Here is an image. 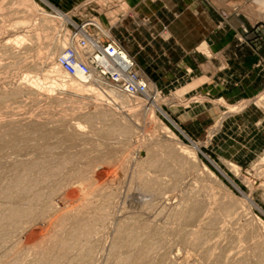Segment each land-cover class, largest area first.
Returning a JSON list of instances; mask_svg holds the SVG:
<instances>
[{
  "label": "rangeland",
  "instance_id": "obj_1",
  "mask_svg": "<svg viewBox=\"0 0 264 264\" xmlns=\"http://www.w3.org/2000/svg\"><path fill=\"white\" fill-rule=\"evenodd\" d=\"M128 1L0 0V189L32 163L46 175L32 192L0 196V264H50L85 217L96 219L91 234L58 264L128 263L137 250L124 245L140 235L134 264H264V82L228 103L190 95L196 84L161 88L132 57L148 98L52 75L85 24L124 49ZM237 1L229 16L247 25L236 32L258 38L264 0ZM256 66L264 71V56ZM196 99L224 115L181 125V106ZM16 206L36 218L8 222Z\"/></svg>",
  "mask_w": 264,
  "mask_h": 264
},
{
  "label": "crops",
  "instance_id": "obj_2",
  "mask_svg": "<svg viewBox=\"0 0 264 264\" xmlns=\"http://www.w3.org/2000/svg\"><path fill=\"white\" fill-rule=\"evenodd\" d=\"M233 3L129 0L127 25L120 32L126 44L122 49L161 88L205 78L190 95L231 103L261 89L264 82V71L256 66L264 56V28L256 29L258 38L238 34L247 23L240 25L229 16ZM205 105L181 110L176 118L181 125L212 122L221 108ZM253 112L248 111L243 118H255L257 113Z\"/></svg>",
  "mask_w": 264,
  "mask_h": 264
},
{
  "label": "bare ground",
  "instance_id": "obj_3",
  "mask_svg": "<svg viewBox=\"0 0 264 264\" xmlns=\"http://www.w3.org/2000/svg\"><path fill=\"white\" fill-rule=\"evenodd\" d=\"M93 28H95L96 31H94ZM93 28L92 27L91 28H84V30L82 32H80V30L77 29L74 33H72V32L70 33V35L68 37L69 40H70V44H68L65 47V49L63 50V52L59 55V57L56 60V63L58 64V66L60 68L57 67V68L53 69V74L52 73L51 74L52 75H56L57 74L58 75L57 77L60 76V77H62L65 80L67 79V81H69L73 85H80V84L81 85H86L87 89L94 90L95 92H97V91H99V92L100 91H103L104 93H107V90L105 89V87L101 86V85H104V86H107V87L112 88L114 90H117L121 94L127 95L130 98H132V99H136V98H139V97H145V98L150 97V92H149V89H148V84H147L146 80H144V77L142 76V74H140V73H139L140 74V77L143 80L138 81L137 84H138V86H143L144 87L143 88V92H141L139 90V88L137 89L136 87H132V86H131L132 87V91H129V89H126V91H125L124 89H122L119 86V82L118 81L124 78V75L121 74L120 69H118V67H116L115 64H113L106 55L101 54V53L98 54L96 52V49H97V45L96 44L99 43V41L102 40L103 38H109L110 40L113 41V43L114 42H117V41L114 40V39H112L108 35L107 31H104V30H102L99 27H98L99 29L97 30V28L94 25H93ZM91 32H93L94 34H90ZM108 52L110 53V55H113L114 59L117 60V62L118 61L120 63L122 62V68L129 69V66H131V58H130V56H128L123 51V49H122L121 46H120V49L119 50L112 47V49L110 51H108ZM122 54H124V55H122ZM93 60H96L95 64H93ZM63 62H65V64H67V66L69 67L70 71H68L67 69L64 68ZM96 64L102 66L103 72H109L110 74H112L111 77L113 79L115 78L114 81H112L110 79V77H109V79H107L106 77H102V75L99 73V71H97L95 69ZM124 69H122V70L124 71ZM113 74H115V76ZM53 77H55V76H53ZM53 77H52V79H54ZM57 80H59V79L57 78ZM125 80L129 84H131V81L128 78H126ZM202 81L204 82V80H200V78H198V79H193L192 81H187L186 83H184L182 85L184 86L186 84L187 85L188 84H191V85L192 84H196V87H193V89L194 88L197 89L199 86H201L203 84ZM60 82H61V80H60ZM56 83H54V85H56ZM57 85H59V83ZM193 86H195V85H193ZM60 87H57V88H60ZM181 88L182 87H180V89ZM63 89H64V86H63ZM97 89H99V90H97ZM195 89H194V91H195ZM101 95H103V94H101ZM185 95H183V98H182L183 100L187 97ZM206 103L208 104L209 102L208 101H204L203 102V101H200V100H197L196 99V100L190 101L189 103H187V105L181 106V107H183V109H186V108H192L193 109V108H196L198 106H201L202 104L205 105ZM207 104L205 105L207 107H212V106L215 107L216 106V105H212V104L211 105H207ZM219 108L222 109L221 115H220V117H222L224 115V111L226 109L223 106H221V105H219ZM183 109H180V110H183ZM13 171L14 170H12V172ZM15 172H17V173L11 174V176L9 177L10 179L8 180L7 184L0 189V196L5 197V198H9V197H11L13 195L26 194L29 191H31L30 190V187H31V185L36 180L37 181H42L45 178V176H46L45 175V172H43V170H40V168H39V162L38 163H32L30 165H27L22 170H20L19 168H16L15 169ZM39 191H40V189H39ZM82 194L83 193H81V195ZM21 199H22V197H21ZM26 199H27V197H26ZM86 202H88V201H86ZM46 207L44 205V208H42V209H45ZM86 207H84V208H86ZM84 208H82V209H84ZM192 212H194V211H192ZM7 213L8 214H7L6 219L8 220V222L9 221L15 222L16 220H19L21 218H28V219L29 218H31V219L32 218H36V215H37L38 212L37 211H34V210H31L30 208H24V207L23 208H20V207L17 208V206H16V207L10 208V210L7 211ZM0 214H1V212H0ZM4 214H6V212ZM4 214H2V215H4ZM90 217H92V215ZM82 218H84V217H82ZM75 219L76 218H73L74 221H75ZM95 220L96 219H94V218H89L88 217L86 219V217H85V219H83L82 221H78V220L75 221L74 228L70 231V233L68 234V236L66 237V239H64L63 241H61L60 245L58 246L59 253H58L57 257L53 258L52 261L49 262V263L50 264H58L59 261H60L59 260L60 257L62 255H64L67 251H69L70 244L71 243H75V242L79 241L80 239L87 238L91 234V231H92V228H93L92 226L95 223ZM9 230H11V229H9ZM30 239H31V237H30ZM144 244L145 243L142 240L141 235L129 239L128 242H126L124 246L125 247L128 246L130 248L132 247V249L134 248L135 250H137V252L135 253V255L133 254L134 256L132 255L133 258H131V260H129V261L126 260V261H128V263H119V264H134V263H136L138 261V258H137L138 257V254H140L142 252V250L144 248ZM90 250H91V248L88 249V251H90ZM16 252H17V250H16Z\"/></svg>",
  "mask_w": 264,
  "mask_h": 264
},
{
  "label": "built area",
  "instance_id": "obj_4",
  "mask_svg": "<svg viewBox=\"0 0 264 264\" xmlns=\"http://www.w3.org/2000/svg\"><path fill=\"white\" fill-rule=\"evenodd\" d=\"M90 24H85L84 26L80 27L79 30L80 32H82L84 30V28H89ZM93 28V25L91 26ZM90 27V28H91ZM85 32V31H84ZM90 34H94L93 32H91ZM97 45V49L96 52L98 54H104L106 55L110 61L115 64L116 67H118V69H120L121 74L124 75V78L119 80V86L124 89L126 91V89H129V91H132V87H136L137 89L139 88V90L141 92H143V86H138V81L143 80L140 77L139 71L136 70V65L133 61V59L131 58V66H129V69H124L122 68V62L120 63L119 61L117 62V60L114 59L113 55H110V53L108 51H110L113 48L115 49H120V44L117 42H114L112 40H110L109 38H103L102 40L99 41V43L96 44ZM119 54V53H118ZM119 57V56H118ZM96 60H93V64H95ZM64 64V68L67 69L68 71H70L69 67L67 66V64H65V62H63ZM95 69L97 71H99V73L102 75V77H106L107 79H110L112 81H114V79L111 77L112 74H110L109 72H103L102 70V66L101 65H97L95 66ZM124 69V71L122 70ZM126 70V71H125ZM116 74V73H115ZM115 74H113L115 76ZM128 78L131 81V84H129L125 79ZM145 80V79H144ZM132 86V87H131Z\"/></svg>",
  "mask_w": 264,
  "mask_h": 264
}]
</instances>
